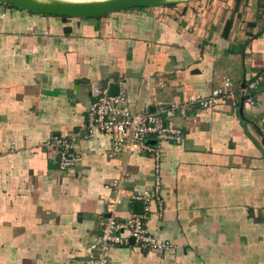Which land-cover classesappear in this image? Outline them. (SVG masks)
<instances>
[{
    "label": "crops",
    "instance_id": "obj_1",
    "mask_svg": "<svg viewBox=\"0 0 264 264\" xmlns=\"http://www.w3.org/2000/svg\"><path fill=\"white\" fill-rule=\"evenodd\" d=\"M263 68L264 0H175L86 19L0 1V264H86L105 219L140 212L130 196L151 189L153 153L111 157L110 136L96 133L61 172L48 145L83 132L99 92L116 85L133 110L155 112L227 81L235 104L177 111L182 144H149L162 212L145 225L173 249L146 252L129 238L109 264H264V83L241 91Z\"/></svg>",
    "mask_w": 264,
    "mask_h": 264
},
{
    "label": "built area",
    "instance_id": "obj_2",
    "mask_svg": "<svg viewBox=\"0 0 264 264\" xmlns=\"http://www.w3.org/2000/svg\"><path fill=\"white\" fill-rule=\"evenodd\" d=\"M264 83V68L252 76V79L241 90L253 91ZM235 90L230 82H225L224 89H214L210 96L189 97L181 104L175 103L168 107L159 106L155 112H150L148 105L141 110H133L127 103L126 95L121 89L117 95L110 96L107 90L100 92L91 103L86 117L83 132L69 135H58L49 140L48 145L57 155L58 170L66 172L74 169L78 162L76 153L77 142L93 137L96 133L105 134L111 138L110 156H128L132 153H153L155 170L152 187L138 195H131V199L141 202L140 212H131L123 221L109 217L103 222L100 233L87 246L85 253L86 264H109L108 251L112 248L127 245L132 238L134 244L141 250L166 253L173 249V245L152 236L146 228L145 219L153 212L160 216L162 199L160 197L161 179L159 176V152L146 141L155 139L157 142H167L180 145L184 140L182 127L176 121V112L181 114L187 109L211 110L219 99H229L237 102ZM252 103V102H251ZM124 190L122 191V195ZM121 201V196L109 201L107 209L112 214L114 206ZM127 234V235H124Z\"/></svg>",
    "mask_w": 264,
    "mask_h": 264
},
{
    "label": "water",
    "instance_id": "obj_3",
    "mask_svg": "<svg viewBox=\"0 0 264 264\" xmlns=\"http://www.w3.org/2000/svg\"><path fill=\"white\" fill-rule=\"evenodd\" d=\"M6 4L12 5L19 9L27 10L30 12L50 15L65 18H96L104 16L107 14L117 13L121 11L145 8L150 6H155L159 4L172 3L174 1L165 0H108L103 1L98 4H43L30 0H0ZM106 87V83L103 84ZM101 91V90H100ZM118 93V86L111 85L109 87L108 94L110 96H115ZM100 94V92H99ZM98 94V95H99ZM98 97V96H97ZM96 97V98H97ZM247 98V97H246ZM241 102L245 100V97H241ZM242 109L240 108V111ZM255 133L260 138V144L264 147V135L255 128ZM148 144L156 143V140H147ZM133 241V239H130Z\"/></svg>",
    "mask_w": 264,
    "mask_h": 264
},
{
    "label": "bare ground",
    "instance_id": "obj_4",
    "mask_svg": "<svg viewBox=\"0 0 264 264\" xmlns=\"http://www.w3.org/2000/svg\"><path fill=\"white\" fill-rule=\"evenodd\" d=\"M38 3H43V4H87L88 0H30ZM73 1H77L74 3ZM92 3L88 2L89 4H98L103 1H108V0H90ZM165 1H174V0H165Z\"/></svg>",
    "mask_w": 264,
    "mask_h": 264
},
{
    "label": "rangeland",
    "instance_id": "obj_5",
    "mask_svg": "<svg viewBox=\"0 0 264 264\" xmlns=\"http://www.w3.org/2000/svg\"><path fill=\"white\" fill-rule=\"evenodd\" d=\"M88 1H90V0H88ZM73 2H75V1H73Z\"/></svg>",
    "mask_w": 264,
    "mask_h": 264
}]
</instances>
